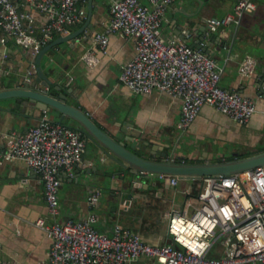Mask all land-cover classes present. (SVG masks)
<instances>
[{
  "label": "crops",
  "instance_id": "1",
  "mask_svg": "<svg viewBox=\"0 0 264 264\" xmlns=\"http://www.w3.org/2000/svg\"><path fill=\"white\" fill-rule=\"evenodd\" d=\"M15 1L19 5V0ZM253 1L255 8L243 14L238 24L209 31L204 19L231 11L233 0H173L158 28V34L164 40L180 35L184 30L190 31L186 41L192 46L199 43L208 49V54L219 67L220 84L255 100L256 110L245 123H238L215 107L204 104L190 125L179 129L176 126L180 113L178 97L158 90L136 93L121 83L118 74L121 65L133 55V39L112 31L105 53L91 39V35L103 30L109 20V0H90L89 26L86 25L75 37L73 45H69V40L61 41L44 53L41 67L54 85L65 89L70 103L80 106L110 134L118 136L123 122H131L138 129L140 135L137 139L140 140L164 136H170L172 140V133L176 132L179 136L177 145L180 146L175 151L186 161H216L251 155L264 150V93L257 87L258 72L264 67V0ZM88 2H84L86 14ZM20 9L25 10L26 6H20ZM195 9H198V18L182 26L179 22L182 11ZM86 14L70 27V31L82 25ZM87 48H93L98 56L93 66L80 58ZM2 52L7 56L1 62L0 88L18 83L16 78L21 77L28 66L27 55L11 40L0 43V55ZM247 55L256 59V66L251 73L242 74L238 66ZM50 68L57 72L54 74ZM69 76L72 80L68 82ZM52 91L57 92L54 88ZM43 113V110L31 106L20 107L16 101L8 105L7 100L0 99V153L5 147L6 133L23 131L37 123ZM47 117L57 121L56 116L49 113ZM77 166L78 176L64 169L59 171V211L51 216L47 212L39 173L21 159L0 160V264L44 263L51 237L35 224L37 219L50 223L67 218L80 219L93 213L92 222L102 232L109 233L112 226L119 223L139 232L148 243L162 244L171 240L166 231L167 211L177 209L191 213L198 204L195 194L200 179L177 177V182L172 184L165 177H141L132 187L122 186L115 178H108L100 185L82 183L79 178L86 166L109 170L105 167L103 155H98L89 141H84ZM94 187L99 188L100 194L95 204L89 206L86 196ZM220 253L221 245L210 251L212 256ZM154 263L151 257L141 255L124 264ZM240 264L255 263L246 261Z\"/></svg>",
  "mask_w": 264,
  "mask_h": 264
},
{
  "label": "built area",
  "instance_id": "2",
  "mask_svg": "<svg viewBox=\"0 0 264 264\" xmlns=\"http://www.w3.org/2000/svg\"><path fill=\"white\" fill-rule=\"evenodd\" d=\"M172 1L109 0V20L103 30L91 35L92 43L105 53L110 32L131 37L134 52L121 65L118 80L136 93L158 90L178 97L177 128L186 129L204 104L245 123L256 110L255 100L220 84L216 60L186 41L190 31L166 40L158 34ZM84 2L19 0L18 5L15 0H0V43L11 40L28 57V66L21 75L23 83L33 79L34 57L39 49L55 34L70 32V27L85 17ZM23 5L25 10L20 9ZM254 8L253 0H233L231 11L204 21L209 31H215L238 24L242 15ZM6 56L5 52L0 55V71ZM80 58L89 66L98 61L93 48L84 50ZM255 66L256 59L247 55L238 70L249 74ZM5 135L0 160L18 158L39 173L47 212L56 215L59 171L70 173L80 161L84 149L81 132L50 120L44 111L37 123ZM169 181L176 183L177 176H169ZM99 194V188L89 191V206L95 204ZM195 197L198 204L191 213L167 211L166 231L171 240L162 244L148 243L139 232L119 223L109 233L102 232L92 222L93 213L50 223L37 219L35 224L51 237L43 264H124L141 255L151 257L154 264H264V165L225 175H202ZM216 245H221V253L212 256L210 251Z\"/></svg>",
  "mask_w": 264,
  "mask_h": 264
},
{
  "label": "water",
  "instance_id": "3",
  "mask_svg": "<svg viewBox=\"0 0 264 264\" xmlns=\"http://www.w3.org/2000/svg\"><path fill=\"white\" fill-rule=\"evenodd\" d=\"M197 1L200 2V0ZM90 15L89 0L86 18L78 29L63 35H57L39 49L34 57L35 74H32L33 79L29 84L23 83L21 77H19L16 80L14 79L15 82H18L15 85L0 88V99L7 100L8 105L16 101L20 107L31 106L44 110L52 117L56 116L57 122L78 129L85 142L93 143L97 154L103 155L105 167H109V170H97L96 167L86 166L81 172L82 177L79 178L82 183L100 185L101 182L105 184L108 178L110 180L115 178L119 179L122 186L132 187V185H136L135 183L141 177H159L160 173L165 174L164 179L167 178L168 180L171 175H176L181 179H200L202 175L218 173L225 175L264 165V150L226 160L186 161L184 156H179L175 151L180 146L177 145L179 141L178 133H172V140L170 136L158 139L146 137L144 140H140L137 139L140 135L138 129L134 128L131 122L129 124L123 122V126L119 128L121 133L117 136L116 133L110 134L97 125L80 106L70 103L65 89H61L59 85H54L42 69L41 58L44 53L54 48L61 41L69 40V45H73L75 37L85 29L86 25L89 26ZM197 15L198 9L191 12L182 11L179 22L182 26H187L198 18ZM198 29L203 32L206 31L202 27H198ZM195 46L200 47L206 53L209 52L204 45L197 43ZM261 69L258 72L257 87L259 91L264 93V67ZM50 70L54 71V74L57 72L53 68H50ZM53 88L57 92L52 91ZM127 127L130 129L127 130ZM78 171L79 168L75 165L72 172H75L78 176ZM127 195L129 196V193Z\"/></svg>",
  "mask_w": 264,
  "mask_h": 264
}]
</instances>
